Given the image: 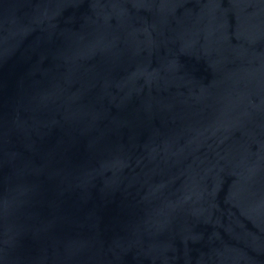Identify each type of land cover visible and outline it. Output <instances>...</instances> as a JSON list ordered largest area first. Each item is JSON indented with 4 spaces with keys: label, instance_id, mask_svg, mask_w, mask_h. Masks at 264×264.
Segmentation results:
<instances>
[{
    "label": "water",
    "instance_id": "1",
    "mask_svg": "<svg viewBox=\"0 0 264 264\" xmlns=\"http://www.w3.org/2000/svg\"><path fill=\"white\" fill-rule=\"evenodd\" d=\"M0 264H264V0H0Z\"/></svg>",
    "mask_w": 264,
    "mask_h": 264
}]
</instances>
